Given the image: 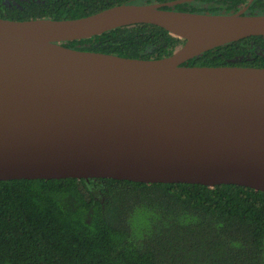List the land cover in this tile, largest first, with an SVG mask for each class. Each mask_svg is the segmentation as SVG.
<instances>
[{
  "label": "water",
  "instance_id": "1",
  "mask_svg": "<svg viewBox=\"0 0 264 264\" xmlns=\"http://www.w3.org/2000/svg\"><path fill=\"white\" fill-rule=\"evenodd\" d=\"M123 4L72 19L0 18V182L113 179L264 192V68L187 62L264 37V15ZM137 24L184 43L168 57L64 46Z\"/></svg>",
  "mask_w": 264,
  "mask_h": 264
},
{
  "label": "trees",
  "instance_id": "2",
  "mask_svg": "<svg viewBox=\"0 0 264 264\" xmlns=\"http://www.w3.org/2000/svg\"><path fill=\"white\" fill-rule=\"evenodd\" d=\"M171 1L0 0V18L72 20L123 4ZM249 1L195 0L167 9L229 15ZM246 15H264V0ZM183 43L137 24L63 45L155 60ZM186 65L264 68V37L218 47ZM0 264H264V192L113 179L1 181Z\"/></svg>",
  "mask_w": 264,
  "mask_h": 264
}]
</instances>
